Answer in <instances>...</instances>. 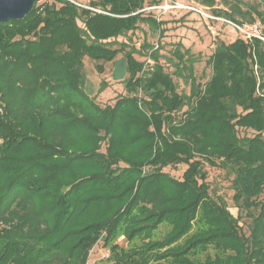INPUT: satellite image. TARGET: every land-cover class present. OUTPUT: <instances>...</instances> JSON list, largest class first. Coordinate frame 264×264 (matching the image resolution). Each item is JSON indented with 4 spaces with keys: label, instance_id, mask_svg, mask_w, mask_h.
<instances>
[{
    "label": "trees",
    "instance_id": "trees-1",
    "mask_svg": "<svg viewBox=\"0 0 264 264\" xmlns=\"http://www.w3.org/2000/svg\"><path fill=\"white\" fill-rule=\"evenodd\" d=\"M146 2H36L0 23V264H87L99 241L109 264H264V43L218 42L203 84L177 43L169 61L190 85L178 93L158 49L142 45L147 66L117 40L140 24L164 34ZM212 16L264 28V13L240 2ZM120 53L125 94L101 105L83 59ZM204 163L233 174L237 217L210 196ZM179 164L181 180L163 172Z\"/></svg>",
    "mask_w": 264,
    "mask_h": 264
},
{
    "label": "rangeland",
    "instance_id": "rangeland-1",
    "mask_svg": "<svg viewBox=\"0 0 264 264\" xmlns=\"http://www.w3.org/2000/svg\"><path fill=\"white\" fill-rule=\"evenodd\" d=\"M52 1L53 0H40L37 5L44 2L50 3ZM72 1L81 6H86L91 0ZM152 1L158 0H147L143 13L145 15L149 13L157 21L164 22L165 24L162 26L166 29L164 34L161 35L159 30H154L147 25L140 24L139 29L133 33H128L126 37H119L117 40L125 42L127 50L131 48L137 50L138 53L134 54V57L139 61H144L147 66L148 63H150L148 58L139 54L146 53L142 45L149 44L154 47L153 49H158L160 55L159 62L163 65L165 72L170 74L173 78L177 92L183 94H189L190 85L183 77L174 73L175 68L169 61L174 46L177 43H181L183 49H189L191 55L195 59L192 66L193 75L197 83L203 84L211 76L209 58L213 53L215 45L220 41L231 43L236 38H240L239 31L231 24H227L221 20H211L199 13L189 11L186 8H197L208 15H212V9L230 11V8L235 2H240V6H254L258 11L264 13V0H215L213 8L203 6L200 3L201 0H159L156 4H152ZM256 22H258V20H256ZM245 25L250 24L246 23L244 26ZM262 30H264L263 27ZM122 57L123 54L120 53L116 56V61L108 63L95 62L86 57L83 59V73L85 76L84 89L101 105H113L120 95L125 94L123 82L121 81L125 68L124 62L120 60ZM96 64L103 65V73H98L96 71ZM112 74L120 80H114ZM184 74H187L185 70H183V75ZM102 81L107 82V87L103 90H99ZM262 93H264V91ZM183 111L184 109L176 113L175 118L178 119ZM249 134V131L237 129V135L239 137ZM101 151H104L103 145ZM186 168V165L179 164L175 167H166L163 169V172L181 180L182 174ZM203 170L207 174L206 181L208 183L210 196L216 200H223L230 213L234 217H237L238 211L232 200L234 194L232 188L233 174L229 170L211 167L207 163H204ZM261 198H264V193L261 194ZM243 223L240 222L242 232L248 234L247 228ZM168 229L169 227L166 225L160 226L155 232V236L161 237ZM134 242L137 243V241ZM117 243L123 247L127 245L122 236L118 238ZM107 258L108 250L103 246L102 241H99L91 249L87 264H109Z\"/></svg>",
    "mask_w": 264,
    "mask_h": 264
},
{
    "label": "water",
    "instance_id": "water-1",
    "mask_svg": "<svg viewBox=\"0 0 264 264\" xmlns=\"http://www.w3.org/2000/svg\"><path fill=\"white\" fill-rule=\"evenodd\" d=\"M40 0H0V23L21 20Z\"/></svg>",
    "mask_w": 264,
    "mask_h": 264
},
{
    "label": "built area",
    "instance_id": "built-area-1",
    "mask_svg": "<svg viewBox=\"0 0 264 264\" xmlns=\"http://www.w3.org/2000/svg\"><path fill=\"white\" fill-rule=\"evenodd\" d=\"M70 1L71 3L77 5V6H80L79 4L75 3L74 1L72 0H68ZM83 7V6H82ZM187 10L189 11H193V12H196V13H199L211 20H221L222 22H225L227 24H231L233 27H235L239 33H240V36L244 39V40H251L253 38L255 39H259L260 41H262L264 43V35L262 34V26L260 23L256 22V23H253L251 25H243V26H240V25H236L228 20H225L223 18H217V17H214L212 15H208L206 14L205 12L197 9V8H186Z\"/></svg>",
    "mask_w": 264,
    "mask_h": 264
}]
</instances>
